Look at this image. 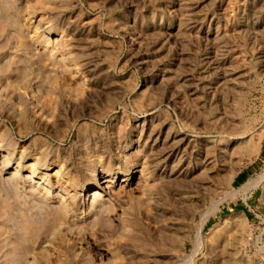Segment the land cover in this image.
I'll return each mask as SVG.
<instances>
[{
    "label": "rangeland",
    "instance_id": "obj_1",
    "mask_svg": "<svg viewBox=\"0 0 264 264\" xmlns=\"http://www.w3.org/2000/svg\"><path fill=\"white\" fill-rule=\"evenodd\" d=\"M263 145L264 0H0V264H264Z\"/></svg>",
    "mask_w": 264,
    "mask_h": 264
},
{
    "label": "bare ground",
    "instance_id": "obj_2",
    "mask_svg": "<svg viewBox=\"0 0 264 264\" xmlns=\"http://www.w3.org/2000/svg\"><path fill=\"white\" fill-rule=\"evenodd\" d=\"M263 178H264V176H263ZM262 178V179H263ZM106 182H109V181H111V180H109V178H107V180H105ZM263 181V180H262ZM253 184H254V182H249L247 185H245V186H243L241 189H239V191H236V192H238L239 194L240 193H242V192H244V191H246L249 187H251V186H253ZM256 184V183H255ZM260 185V184H259ZM237 194V193H236ZM98 199V196H94L93 197V202L95 203L96 202V200ZM208 221H209V218H206L204 221H203V223H202V226H201V229H203V227L208 223Z\"/></svg>",
    "mask_w": 264,
    "mask_h": 264
},
{
    "label": "crops",
    "instance_id": "obj_3",
    "mask_svg": "<svg viewBox=\"0 0 264 264\" xmlns=\"http://www.w3.org/2000/svg\"><path fill=\"white\" fill-rule=\"evenodd\" d=\"M262 147H264V145Z\"/></svg>",
    "mask_w": 264,
    "mask_h": 264
}]
</instances>
